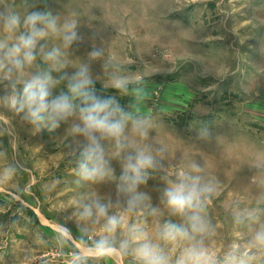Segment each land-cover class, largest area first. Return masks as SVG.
<instances>
[{
	"label": "rangeland",
	"instance_id": "obj_1",
	"mask_svg": "<svg viewBox=\"0 0 264 264\" xmlns=\"http://www.w3.org/2000/svg\"><path fill=\"white\" fill-rule=\"evenodd\" d=\"M13 2L18 9L23 4ZM28 2L78 20L85 39L69 52L72 63L86 61L93 43L104 48L103 59L91 64L98 93L117 96L126 110L144 118L146 138L131 125L127 134L136 146H150L163 164L141 185V207L126 213L115 204L110 208L123 218L113 245L133 241L139 230L174 262L187 242L164 241L158 233L165 221H183L160 197L169 182L197 164L196 174L216 188L203 212L210 226L203 237L208 252L219 262L231 252L237 264H264V248L249 243L264 229V0ZM112 75L128 79L127 93L113 91ZM132 89L145 98L135 102ZM205 128L210 135H202ZM74 142L69 125L33 135L29 125L0 108V170L16 167L0 180V264H75L74 253L81 264H135L131 249L103 257L84 253L105 232L103 221L82 222L78 206L116 200L121 157L104 142L114 173L86 182L67 154L66 145Z\"/></svg>",
	"mask_w": 264,
	"mask_h": 264
},
{
	"label": "clouds",
	"instance_id": "obj_2",
	"mask_svg": "<svg viewBox=\"0 0 264 264\" xmlns=\"http://www.w3.org/2000/svg\"><path fill=\"white\" fill-rule=\"evenodd\" d=\"M79 27L74 17L62 18L28 0H23L19 9L13 0H0V87L4 89L0 108L29 125L33 135L45 130L52 133L62 125H69L75 142L66 145L67 154L75 159V172L80 180L96 183L113 175L104 142H111L116 155L121 157L116 200L94 199L78 206L77 215L82 222L103 221L105 232L91 247L84 249V253L103 257L128 254L131 249L135 264H237L231 252L219 262L204 246L203 237L210 227L203 215L204 207L216 188L196 174L200 172L197 164L192 166V173L180 174L175 181L169 182L160 197L169 213L183 221H165L158 233L159 239L164 241L187 242L174 262L159 244L139 230H135L133 241L122 240L119 248L113 245L111 237L121 229L123 218L112 214L110 208L115 204L126 213L141 207L145 198L139 190L141 185L146 184L150 173L162 168L163 164L150 146H136L127 134L131 125L138 136L146 138L148 129L144 118L126 110L117 96L98 93L91 64L103 59L104 48L93 43L86 61L71 62L69 52L85 39ZM92 35L95 37L96 33ZM103 66L106 69L108 65L105 62ZM70 67L74 69L71 72L68 71ZM109 85L118 94L129 90V81L124 76H110ZM61 86L63 90L54 94ZM132 95L137 103L145 98L139 89H132ZM202 135H210L207 128ZM15 172L14 165L7 166L0 170V180L6 173L14 175ZM243 218L251 219L252 216L243 215ZM249 243L264 248V229L257 230ZM74 257L75 264H81L80 253H74Z\"/></svg>",
	"mask_w": 264,
	"mask_h": 264
}]
</instances>
